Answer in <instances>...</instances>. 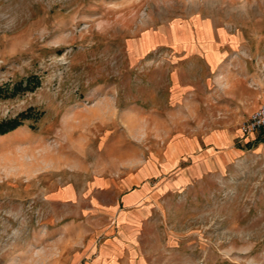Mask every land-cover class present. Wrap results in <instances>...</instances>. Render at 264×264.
I'll use <instances>...</instances> for the list:
<instances>
[{"label":"rangeland","instance_id":"1","mask_svg":"<svg viewBox=\"0 0 264 264\" xmlns=\"http://www.w3.org/2000/svg\"><path fill=\"white\" fill-rule=\"evenodd\" d=\"M188 25L236 35V86L172 47ZM0 88V123L21 121L0 133V264L64 170L122 173L175 138L198 146L162 177L149 258L264 264V132L240 131L264 91V0H0Z\"/></svg>","mask_w":264,"mask_h":264},{"label":"crops","instance_id":"2","mask_svg":"<svg viewBox=\"0 0 264 264\" xmlns=\"http://www.w3.org/2000/svg\"><path fill=\"white\" fill-rule=\"evenodd\" d=\"M194 33L189 25L184 27L172 47L200 56L208 80L216 81L212 76L218 71L220 87L236 86L229 77L236 58L227 45L236 35L219 29L204 33L207 39L200 41L199 31ZM261 94L258 89L252 94V107ZM197 146L175 138L149 155L142 149V156L130 161L136 167L122 173L64 170L60 181L43 191L48 200L32 205L33 236L2 264H155L146 242L159 198L171 182L162 177Z\"/></svg>","mask_w":264,"mask_h":264},{"label":"built area","instance_id":"3","mask_svg":"<svg viewBox=\"0 0 264 264\" xmlns=\"http://www.w3.org/2000/svg\"><path fill=\"white\" fill-rule=\"evenodd\" d=\"M240 131L247 136L264 132V91L260 96L257 107L242 121Z\"/></svg>","mask_w":264,"mask_h":264},{"label":"trees","instance_id":"4","mask_svg":"<svg viewBox=\"0 0 264 264\" xmlns=\"http://www.w3.org/2000/svg\"><path fill=\"white\" fill-rule=\"evenodd\" d=\"M33 77L32 76H29L28 78H27V82H26V86L28 85H30V82H31V79H32ZM18 85H20V84H17V86ZM18 87H20V86H18ZM5 89H3L2 88V92L4 91ZM2 92H1V88H0V93L2 94ZM20 119H19V117H14V118H12V119H8V120H6V121H4V122H2V123H0V133L1 132H4V131H7V130H9V129H12V128H14V127H16L17 125H19L20 124ZM256 141H259V139L258 140H256ZM262 141H264V140H262ZM250 145V144H249Z\"/></svg>","mask_w":264,"mask_h":264}]
</instances>
